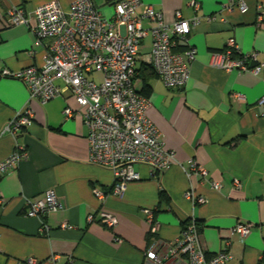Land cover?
Returning <instances> with one entry per match:
<instances>
[{
  "label": "crops",
  "instance_id": "1",
  "mask_svg": "<svg viewBox=\"0 0 264 264\" xmlns=\"http://www.w3.org/2000/svg\"><path fill=\"white\" fill-rule=\"evenodd\" d=\"M50 0H0V72L35 65L44 59V40L35 43L28 24L7 26L5 14L17 5L31 12ZM74 0H59L65 11ZM99 10L112 15L110 0H94ZM142 0L163 13L166 22L182 18L215 15L190 30L196 47L190 65V78L182 88H167L156 73L147 80L150 103L147 117L160 131L164 146L172 150L175 162L163 172L147 164H135L140 178L126 184L119 196L109 194L100 201L93 186L110 190L113 174L88 160L87 128L81 115L65 117L66 106L77 108L73 96L65 91L45 104L29 100L25 84L0 76V161L22 145L27 157L0 176V264H23L28 257L38 264H145L148 221L151 209L158 224L157 236L163 240L179 238L185 222L198 223L200 242L208 255L220 251L229 229L237 223H250L243 242L231 236L227 264H264V0H247L248 10L227 12V0ZM259 7L262 21L258 22ZM221 17L224 19L221 20ZM144 25L149 23L144 21ZM233 37L241 52H256L262 64L258 73L226 71L213 62ZM151 49L147 36L139 47L136 68ZM101 78V73L92 75ZM61 85V80H56ZM138 90L142 79L135 73ZM239 94L241 100H233ZM29 106L32 122L15 136L5 126L20 110ZM194 159L220 182L214 190L209 182L188 175ZM240 187L234 186V180ZM53 190L62 208L44 216L26 215L25 200L42 197ZM164 191L168 200L161 199ZM193 190L204 196L199 204L187 197ZM109 212L117 224L107 228L100 213ZM73 228L60 227L61 222ZM48 230L41 232L42 226ZM119 236L120 242L114 241ZM185 258H182L183 264ZM176 264V263H175Z\"/></svg>",
  "mask_w": 264,
  "mask_h": 264
},
{
  "label": "built area",
  "instance_id": "2",
  "mask_svg": "<svg viewBox=\"0 0 264 264\" xmlns=\"http://www.w3.org/2000/svg\"><path fill=\"white\" fill-rule=\"evenodd\" d=\"M112 15L103 14L94 0H74L65 11L59 0H50L26 12L21 6H10L5 14V24H28L35 35V43L46 41L45 54L40 66L29 65L17 70L4 68L0 76L22 81L29 93V100L45 104L68 91L77 108L69 105L63 109L65 117L81 115L87 128L88 160L108 168L113 174V184L106 191L93 186L92 193L100 201L109 194L119 196L126 184L139 179L135 164H147L155 172H163L175 162L172 150L164 146L158 128L147 117L150 100L140 93L135 84V69L139 47L145 37L151 38V49L145 56L163 85L167 88H182L190 78V65L195 59L196 47L190 41V30L202 20L213 21L215 15L204 17L194 14L182 18L176 12L173 22L165 21L162 11L145 4L142 0H110ZM197 13L199 2L189 4ZM222 9L231 12L248 10L247 0H227ZM258 22L262 21L259 7ZM224 17H221V20ZM144 21L149 23L144 25ZM226 70L258 73L262 64L256 52H241L233 37L226 41V48L213 62ZM101 73L99 80L90 76ZM61 80L62 84L56 83ZM233 100H241L233 94ZM258 104L264 107V96ZM29 106L20 110L5 126V131L15 136L32 122ZM27 157L22 145L0 161V176L8 173ZM188 175L198 176L218 190L220 182L209 179L206 169L194 159L189 160ZM234 186L240 187L239 180ZM193 202L202 204L206 198L193 190L187 192ZM26 215L44 216L62 208V202L53 190L42 197L25 200ZM148 221V243L144 250L145 264H227L232 255L229 251L231 236L240 241L250 232V223H237L229 229L223 248L208 255L200 242L199 228L194 219L183 225L179 238L163 240L157 236L158 224L153 220L151 209H145ZM100 222L112 229L117 218L109 212L100 213ZM62 228H73L61 222ZM48 230L44 224L41 232ZM114 241L120 242L119 236ZM23 264H38L28 257Z\"/></svg>",
  "mask_w": 264,
  "mask_h": 264
},
{
  "label": "trees",
  "instance_id": "3",
  "mask_svg": "<svg viewBox=\"0 0 264 264\" xmlns=\"http://www.w3.org/2000/svg\"><path fill=\"white\" fill-rule=\"evenodd\" d=\"M135 72H137L138 73V76L141 77L142 83H143V87L139 91H140V93L146 95L145 89L148 86L147 80L149 79V77L152 74L155 73V71H154L153 67L150 64L140 63L138 65V67L135 69ZM160 197H161V199H164L166 201L168 200L167 195L164 193L163 190L160 192ZM196 224L198 226V223L197 222H196Z\"/></svg>",
  "mask_w": 264,
  "mask_h": 264
},
{
  "label": "rangeland",
  "instance_id": "4",
  "mask_svg": "<svg viewBox=\"0 0 264 264\" xmlns=\"http://www.w3.org/2000/svg\"><path fill=\"white\" fill-rule=\"evenodd\" d=\"M96 79H97V80H99V79H100V77H97Z\"/></svg>",
  "mask_w": 264,
  "mask_h": 264
}]
</instances>
